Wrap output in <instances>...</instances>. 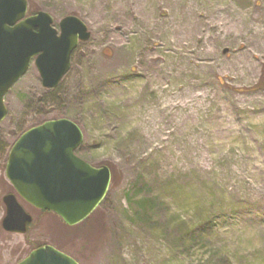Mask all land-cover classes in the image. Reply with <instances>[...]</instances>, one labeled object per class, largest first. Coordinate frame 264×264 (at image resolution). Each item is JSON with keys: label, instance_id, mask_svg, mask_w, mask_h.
I'll use <instances>...</instances> for the list:
<instances>
[{"label": "rangeland", "instance_id": "obj_1", "mask_svg": "<svg viewBox=\"0 0 264 264\" xmlns=\"http://www.w3.org/2000/svg\"><path fill=\"white\" fill-rule=\"evenodd\" d=\"M28 2L58 32L74 15L91 36L57 88L33 62L6 95L0 264L41 245L80 264H264V0ZM60 118L84 134L76 154L112 174L105 200L74 226L6 176L17 139ZM9 193L34 218L26 234L2 226Z\"/></svg>", "mask_w": 264, "mask_h": 264}, {"label": "water", "instance_id": "obj_2", "mask_svg": "<svg viewBox=\"0 0 264 264\" xmlns=\"http://www.w3.org/2000/svg\"><path fill=\"white\" fill-rule=\"evenodd\" d=\"M28 0H0V122L8 110L5 95L28 71L32 60L43 86L58 87L70 71L71 55L91 33L74 15L60 22L45 11L27 16ZM84 134L67 118L49 120L24 132L13 145L6 176L33 207L57 214L67 225L87 219L103 202L111 184L108 166L94 167L76 154ZM8 232L26 234L34 218L15 194L4 196ZM17 264H80L52 245H42Z\"/></svg>", "mask_w": 264, "mask_h": 264}, {"label": "bare ground", "instance_id": "obj_3", "mask_svg": "<svg viewBox=\"0 0 264 264\" xmlns=\"http://www.w3.org/2000/svg\"><path fill=\"white\" fill-rule=\"evenodd\" d=\"M202 17H204V15L202 16ZM206 17V16H205ZM211 28H214L215 26H210Z\"/></svg>", "mask_w": 264, "mask_h": 264}, {"label": "trees", "instance_id": "obj_4", "mask_svg": "<svg viewBox=\"0 0 264 264\" xmlns=\"http://www.w3.org/2000/svg\"><path fill=\"white\" fill-rule=\"evenodd\" d=\"M34 13V12H33ZM42 212H45V211H42ZM35 247H37V246H34L33 248H35Z\"/></svg>", "mask_w": 264, "mask_h": 264}, {"label": "flooded vegetation", "instance_id": "obj_5", "mask_svg": "<svg viewBox=\"0 0 264 264\" xmlns=\"http://www.w3.org/2000/svg\"><path fill=\"white\" fill-rule=\"evenodd\" d=\"M6 107H7V105H6ZM8 108V107H7ZM8 112H9V110H8ZM10 153V152H9ZM9 157V156H8ZM8 161V160H7Z\"/></svg>", "mask_w": 264, "mask_h": 264}]
</instances>
